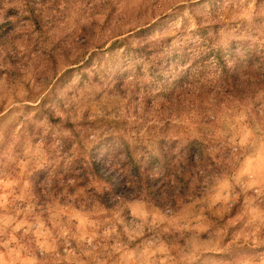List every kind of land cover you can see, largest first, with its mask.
I'll use <instances>...</instances> for the list:
<instances>
[{"label": "rangeland", "instance_id": "rangeland-1", "mask_svg": "<svg viewBox=\"0 0 264 264\" xmlns=\"http://www.w3.org/2000/svg\"><path fill=\"white\" fill-rule=\"evenodd\" d=\"M165 14L150 35L174 46L224 16L207 31L255 53L250 91L191 77L171 102L157 54L110 47ZM0 39V264H264V0H0Z\"/></svg>", "mask_w": 264, "mask_h": 264}, {"label": "trees", "instance_id": "trees-1", "mask_svg": "<svg viewBox=\"0 0 264 264\" xmlns=\"http://www.w3.org/2000/svg\"><path fill=\"white\" fill-rule=\"evenodd\" d=\"M213 11L214 10H212L211 13H213ZM217 11V13H213L214 16H221L223 12H220V10ZM167 16L168 14H165L162 16V18L159 19V21H154L153 23H149L148 25L146 24L147 26L140 27L139 29L132 33H129L128 35L116 38L112 42L110 47H124L128 52H136L138 56L142 58H150L152 54H157L158 57L155 59L156 62H159V64L163 66V70H170V74H168L167 77L168 79H172L173 83L175 84L171 92L173 96L171 102L181 103L184 101V98H182V96L185 94L184 89L185 87H187V80L189 81L191 77L202 79L212 75L210 76L212 77L210 81L212 79H215L213 82L220 88V90L218 91L228 94L229 97L244 95L245 93L250 91L251 86L253 85V82L250 78L252 70L251 67L253 66V61L257 59L255 58L256 56H254L255 53L252 50L244 48L243 46L237 47V45L233 46V48H223L216 43V37L214 35H210L207 31V29L209 28L208 25L210 23L211 27L216 28L215 25L219 26V21H222V19H224V16L219 17L218 22H210L208 25L201 24L199 22L200 19L196 18L198 29L194 30L193 33L196 35L195 32L198 31L196 36L199 39L190 40V42L186 43L187 45L180 44L179 46H174L172 44V41L173 38L176 37H179V39L182 41L184 36L187 34L186 30L184 29L180 28L178 32L176 31L175 33L170 34L167 37L162 36L160 38H155L154 36L150 35L153 28L158 24H161L160 22L163 19L167 18ZM7 21L8 24L11 22L9 18L7 19ZM85 26H83L81 30L82 32L80 33V37H82V41L80 44L89 42V37L86 33L87 29L85 28ZM36 27H38V25H36ZM134 36H136V38L135 40H132ZM240 48H243V50L240 51ZM165 49H167L166 52L164 51ZM95 51H97V49ZM130 59L131 60H129V62L135 60V58ZM88 60L89 58H87V60H84V62ZM185 65H187V67H185ZM153 67L156 68V66ZM182 67H185V70H180V68ZM194 67L200 69L199 73L192 74V70ZM211 67H213L214 70H207V68ZM153 73L155 74L156 72H152V74ZM213 73H217V78L213 76ZM243 74L247 75L248 77L243 76ZM156 75H158L157 77L162 78L165 74H163V72H159ZM122 79V75H119L118 73L113 80L118 91H120L121 93H125L127 90L122 88ZM191 82L193 81H189V85L192 84ZM135 99L138 100L139 98L135 97ZM188 150L187 152L183 150L184 156L180 157V161L186 162L185 164L187 165L185 166H194L198 162H200L199 160L201 158L199 157L198 159L195 153L190 151V147H188ZM94 156L98 158L95 151L91 153V159L93 165L95 166V169L98 170L100 161L94 158ZM168 156L169 155H166V152L164 150L160 151V155L157 156V162L160 161L158 164L160 168H165L168 165ZM134 166L136 167L139 182L141 181V183H144L142 185L146 187L148 192L150 194H153V192L156 193V191L160 193H156V195L152 197L153 200H155V202L158 204H162V201H171V205H173L175 199L171 197L174 196V190L168 192V190L166 191L165 188L168 187L167 189H169V187H174H172L171 184H168L167 182L160 183V185L157 186L159 182L158 176L154 175V173L148 169H145V171L142 173V171H140L139 169V165L134 164ZM123 187L124 186L119 183L113 184L111 187L112 193L116 195L119 194L122 191Z\"/></svg>", "mask_w": 264, "mask_h": 264}]
</instances>
